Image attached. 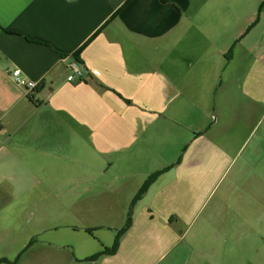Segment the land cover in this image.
Returning a JSON list of instances; mask_svg holds the SVG:
<instances>
[{"label": "crops", "instance_id": "obj_1", "mask_svg": "<svg viewBox=\"0 0 264 264\" xmlns=\"http://www.w3.org/2000/svg\"><path fill=\"white\" fill-rule=\"evenodd\" d=\"M3 183L97 218L0 264H264V0H0Z\"/></svg>", "mask_w": 264, "mask_h": 264}, {"label": "rangeland", "instance_id": "obj_2", "mask_svg": "<svg viewBox=\"0 0 264 264\" xmlns=\"http://www.w3.org/2000/svg\"><path fill=\"white\" fill-rule=\"evenodd\" d=\"M39 196L37 197L36 193H33L23 203L24 198L17 199L18 197L14 195V188L11 184H0V249L23 247L24 250L27 246L26 238H34L36 231L40 230L39 232H43L42 230L44 229L41 228L48 223H53V228L47 229L44 234L39 236L40 239L58 243L60 246L69 245L68 239L70 237L74 239L73 230H84L91 221H96L97 217L86 216L81 211L83 209L82 206L79 209L77 208V211L81 212L79 215L73 214L69 216V214L64 213L59 218H42V215L47 212L51 214L53 203L44 198H39ZM58 204L61 205V208L59 206L61 213L65 212L66 208L62 207V204L64 205L65 203ZM89 204L91 207L96 206V208L93 207V212L97 211L99 203L90 202ZM134 206L135 204L133 203L130 207V212L134 211ZM21 216L24 217L20 220L19 217ZM73 226H75V229L72 230L71 227ZM104 233L109 232L105 230ZM18 256H22V252Z\"/></svg>", "mask_w": 264, "mask_h": 264}, {"label": "built area", "instance_id": "obj_3", "mask_svg": "<svg viewBox=\"0 0 264 264\" xmlns=\"http://www.w3.org/2000/svg\"><path fill=\"white\" fill-rule=\"evenodd\" d=\"M71 71L67 80L69 82H81L83 81L84 71L77 61L72 62L69 65ZM7 74L13 79V81L20 87L27 90L28 94L31 95L34 91L39 88L40 83L38 81H30L22 76L20 69H14L8 71Z\"/></svg>", "mask_w": 264, "mask_h": 264}, {"label": "trees", "instance_id": "obj_4", "mask_svg": "<svg viewBox=\"0 0 264 264\" xmlns=\"http://www.w3.org/2000/svg\"><path fill=\"white\" fill-rule=\"evenodd\" d=\"M162 172H159V173H155L153 174L151 177H149V179L147 180V182L144 184V186L142 187V189L140 190V192L138 193V195L136 196V200H139L143 197V195L147 192L149 186L154 182V180L161 174ZM133 225V219H132V216H130L127 220V223L126 225L120 229L118 232H117V239H116V242L115 244L113 245V247L111 248L110 251H106L104 253L101 254L102 255H111V254H114L118 251V248H119V245H120V240H121V237L124 236L129 230L130 228L132 227ZM87 232H89L90 234H92L93 230L92 229H86ZM38 241L37 238H34L33 241L31 242V244H33L34 242ZM30 244V245H31Z\"/></svg>", "mask_w": 264, "mask_h": 264}]
</instances>
